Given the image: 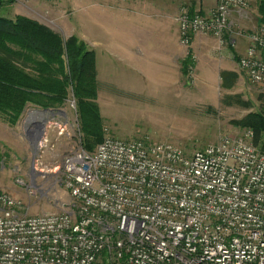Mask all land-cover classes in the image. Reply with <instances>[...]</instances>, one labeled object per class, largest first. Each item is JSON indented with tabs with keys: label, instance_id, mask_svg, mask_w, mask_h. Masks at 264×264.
<instances>
[{
	"label": "built area",
	"instance_id": "built-area-1",
	"mask_svg": "<svg viewBox=\"0 0 264 264\" xmlns=\"http://www.w3.org/2000/svg\"><path fill=\"white\" fill-rule=\"evenodd\" d=\"M249 7L219 0L205 13L181 9L182 45L190 49L197 34L224 43L231 14ZM263 54L261 23L239 61L261 88ZM105 133L94 150L80 145L63 157L71 203L62 211L29 215L0 194V264H264V151L252 129L192 153Z\"/></svg>",
	"mask_w": 264,
	"mask_h": 264
},
{
	"label": "rangeland",
	"instance_id": "rangeland-1",
	"mask_svg": "<svg viewBox=\"0 0 264 264\" xmlns=\"http://www.w3.org/2000/svg\"><path fill=\"white\" fill-rule=\"evenodd\" d=\"M249 2L257 3L259 8V0ZM7 3L11 0L0 1V16L10 19L14 16L6 10ZM200 65V59L194 58L189 73L172 81L184 91L182 95L157 94L162 91L150 78L145 80L147 88L136 90L140 94L133 89L121 93L113 86L103 89L97 98L103 119L102 140L108 136V129L109 136L171 142L192 153L218 143L224 136H238L250 130L241 123L250 114L264 113V88L253 85L244 72L237 76L227 74L225 78L222 74L221 78L218 72H210V67L205 71ZM211 66L218 70L217 64L212 62ZM43 109L46 108L29 104L13 125L19 145L0 147V194L8 193L21 200V212L29 215L56 213L68 207L71 196L59 166L66 154L80 145L88 149L90 142L71 89L63 106L48 108L42 127L39 121L27 120L30 111ZM0 117L4 119L2 113ZM66 122V132L61 133L59 125ZM44 133L46 138L39 146L37 136L41 138ZM97 145H93V150ZM2 210L0 203V213Z\"/></svg>",
	"mask_w": 264,
	"mask_h": 264
},
{
	"label": "crops",
	"instance_id": "crops-1",
	"mask_svg": "<svg viewBox=\"0 0 264 264\" xmlns=\"http://www.w3.org/2000/svg\"><path fill=\"white\" fill-rule=\"evenodd\" d=\"M218 2L11 0L5 7L14 16L10 19L26 16L65 38L77 36L85 41L96 54L99 95L103 94V89L111 86L120 89L121 93L132 89L137 92L138 89L147 88L145 80L150 78L162 91L157 94L177 96L184 91L177 89L172 81L183 77L184 64L190 57L200 59L202 69L207 71L210 67L208 70L218 72L221 78L224 73L237 76L242 72L239 61L251 44V34L262 23L255 2H250V7L245 11L231 14L232 30L227 33L224 43L214 36L203 34L194 36L190 49L181 43L176 21L181 9L205 13L216 7ZM212 62L218 65V70L211 66ZM13 130V125L0 117L2 149L19 145Z\"/></svg>",
	"mask_w": 264,
	"mask_h": 264
},
{
	"label": "trees",
	"instance_id": "trees-1",
	"mask_svg": "<svg viewBox=\"0 0 264 264\" xmlns=\"http://www.w3.org/2000/svg\"><path fill=\"white\" fill-rule=\"evenodd\" d=\"M259 1L264 23V0ZM193 62V57L185 62L184 75ZM70 89L78 100L91 151L102 141L103 122L97 103L95 51L77 36L65 38L29 17L0 16V113L4 119L17 124L29 104L61 107ZM241 124L253 130L254 144L264 151V113L250 114Z\"/></svg>",
	"mask_w": 264,
	"mask_h": 264
},
{
	"label": "bare ground",
	"instance_id": "bare-ground-1",
	"mask_svg": "<svg viewBox=\"0 0 264 264\" xmlns=\"http://www.w3.org/2000/svg\"><path fill=\"white\" fill-rule=\"evenodd\" d=\"M46 117V112L42 110H32L30 111V116L27 119L29 122L34 123L35 121H39L42 125L44 123V119ZM35 129V128H34Z\"/></svg>",
	"mask_w": 264,
	"mask_h": 264
},
{
	"label": "water",
	"instance_id": "water-1",
	"mask_svg": "<svg viewBox=\"0 0 264 264\" xmlns=\"http://www.w3.org/2000/svg\"><path fill=\"white\" fill-rule=\"evenodd\" d=\"M48 110H50V109L46 108V109H43L42 111L47 112ZM41 127H42V125H41Z\"/></svg>",
	"mask_w": 264,
	"mask_h": 264
}]
</instances>
